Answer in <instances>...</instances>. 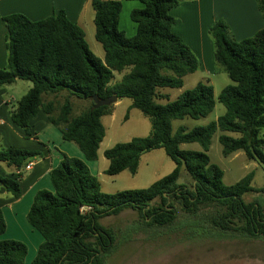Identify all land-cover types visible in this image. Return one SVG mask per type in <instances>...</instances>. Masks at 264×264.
I'll use <instances>...</instances> for the list:
<instances>
[{"label": "trees", "instance_id": "16d2710c", "mask_svg": "<svg viewBox=\"0 0 264 264\" xmlns=\"http://www.w3.org/2000/svg\"><path fill=\"white\" fill-rule=\"evenodd\" d=\"M137 1L143 7L130 16L137 32L128 37L119 27L122 2L93 0L95 37L104 49V61L90 50L83 29L63 11L41 21L21 14L4 18L9 58L7 67L0 68V89L17 81L32 83L12 112L13 124L29 136L32 120L43 113L63 140L73 143L84 157L64 154L50 172L54 190L35 195L27 219L43 243L32 264H104V255L114 248L116 238L101 219L135 210L145 222L150 220L148 224L163 227L177 220L175 204L190 215L203 213L208 224L225 233L264 238L263 206L243 200L255 191L254 173L227 185L223 170L208 155L219 131L225 158L241 151L249 161L264 166V28L238 42L223 20L212 25L216 66L236 85L221 92L219 102L226 112L217 121L191 130L179 127L174 132V121L199 120L214 112V88L200 82L174 101L162 92L183 88L184 78L200 69V61L172 30L176 18L171 12L182 0ZM257 3L264 19V0ZM116 74L123 75L114 83ZM112 96L118 101L130 99L131 108L150 120L152 132L106 150L109 166L105 173L117 176L128 171L135 175L142 156L155 150H164L175 164L169 175L146 189L105 193L87 163L98 160L106 137L102 118L112 115L114 109V105L96 108L94 100ZM73 100L90 105L74 116ZM192 143L201 151L181 148ZM43 157V152L13 146L0 150V163L16 173V179L0 177L13 198L21 196L19 181L24 167ZM184 170L191 178L190 188L178 183ZM157 200L160 205H154ZM6 228L0 209V237ZM27 254L25 243L0 239V264H25Z\"/></svg>", "mask_w": 264, "mask_h": 264}, {"label": "rangeland", "instance_id": "374dc122", "mask_svg": "<svg viewBox=\"0 0 264 264\" xmlns=\"http://www.w3.org/2000/svg\"><path fill=\"white\" fill-rule=\"evenodd\" d=\"M91 50L98 53L92 45ZM214 64L216 66L215 59ZM121 75L123 74L116 75L113 82L119 81ZM200 82L210 83L214 88L216 100L214 112L199 120L186 118L174 121V132L179 127L191 130L195 127L206 126L225 114L226 109L219 102L220 94L224 88L236 85V83L231 81L224 71L214 69L212 73L208 74L201 67L194 74L184 78L183 88L165 89L162 92L169 96L170 101H174L183 92L194 88ZM27 84L32 86V83L20 82L10 87V93L16 99L13 103L15 106L26 95ZM89 105V102L73 100L74 116L87 109ZM131 106L130 99L120 100L117 104L115 103L113 115L102 119L106 128V137L100 146L98 160L96 162L87 161L90 169L99 176L103 191L108 194L125 190L146 189L175 169L174 162L164 150H155L142 156L139 170L135 175L128 171L117 176H109L105 173L109 165L104 157L106 150L119 143H127L134 138L147 137L152 132L150 120L141 111L133 109ZM128 113L129 120L126 121L125 117ZM219 136L220 132L218 131L212 139L208 153L211 162L223 170L227 185H233L246 175L254 173L252 186L255 191L246 194L243 200L248 204L258 203L264 208V166L249 161L246 155L241 152L238 155L225 158L221 152ZM5 143L0 135V150L7 148ZM72 145L77 151H80L73 143ZM182 149L201 151L200 146L196 143L185 144ZM81 159L84 160L83 155ZM0 165L4 166L8 174L14 173L12 167H8L4 163H0ZM178 183L191 187V178L185 170ZM160 203V200H157L154 205H160ZM175 206L178 210L177 220L163 227L148 224L150 220L145 222L144 216L135 210H125L119 215L101 219L100 223L110 229L116 238L114 248L108 255H104V264H264V238H247L235 232L225 233L208 224L203 213L196 216L190 215L183 211L178 204ZM26 245L29 252L31 246Z\"/></svg>", "mask_w": 264, "mask_h": 264}, {"label": "crops", "instance_id": "0c3cea01", "mask_svg": "<svg viewBox=\"0 0 264 264\" xmlns=\"http://www.w3.org/2000/svg\"><path fill=\"white\" fill-rule=\"evenodd\" d=\"M103 1L122 2L119 27L128 37L135 36L137 25L130 16L133 10L143 7L142 3L137 0ZM92 2L93 0H0V68L7 67L9 58L8 29L4 18L14 14L24 15L32 21H41L61 11L65 12L72 23L83 29L90 50L91 45L95 47L98 55L91 51L104 61V49L95 37V11ZM171 13L176 18L173 32L179 35L192 49L200 61V68L203 67L208 74L212 73L214 69L220 71L214 64V41L210 34V28L217 20H223L228 25L229 33L238 42L254 37L264 28V19L257 0H182ZM20 82L25 83V81H17L0 89V135L6 142L7 148L13 146L18 149L40 151L44 153V157L31 160L29 162L32 163L30 170L25 169L29 163L24 167L20 180L21 196L18 199L13 198L0 185V209L3 211L7 225L6 232L0 239L29 244L31 249H29L25 264H32L31 262L43 243L42 236L31 227L27 219L35 195L41 190H54L50 172L63 159L64 154L80 159L82 154L74 148L72 143L63 140L60 131L50 124L47 116L43 113H39L32 120L29 136L13 124L11 116L16 109L13 104L16 99L11 95L10 87ZM31 87L29 84L26 86L28 91ZM240 152L238 151L234 155H238ZM92 172L96 174L94 171ZM96 176L99 179V176ZM0 177L13 179L16 178V173L8 174L4 166L0 165Z\"/></svg>", "mask_w": 264, "mask_h": 264}, {"label": "water", "instance_id": "95a60500", "mask_svg": "<svg viewBox=\"0 0 264 264\" xmlns=\"http://www.w3.org/2000/svg\"><path fill=\"white\" fill-rule=\"evenodd\" d=\"M96 102V108L104 107V106H111L117 103L118 99L116 96H112L107 98L106 100L99 101L97 99L94 100Z\"/></svg>", "mask_w": 264, "mask_h": 264}, {"label": "built area", "instance_id": "2783aa9c", "mask_svg": "<svg viewBox=\"0 0 264 264\" xmlns=\"http://www.w3.org/2000/svg\"><path fill=\"white\" fill-rule=\"evenodd\" d=\"M31 167H32V163H29V164L25 167V169H26V170H30Z\"/></svg>", "mask_w": 264, "mask_h": 264}]
</instances>
